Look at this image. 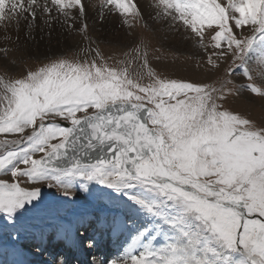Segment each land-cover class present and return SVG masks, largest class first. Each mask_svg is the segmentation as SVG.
Listing matches in <instances>:
<instances>
[{
	"label": "snow or ice",
	"instance_id": "1",
	"mask_svg": "<svg viewBox=\"0 0 264 264\" xmlns=\"http://www.w3.org/2000/svg\"><path fill=\"white\" fill-rule=\"evenodd\" d=\"M153 3L156 19L191 33L210 72L231 60L223 76H165L152 63L160 49L135 37L105 57L91 46L83 0H0V134H18L0 141V215L15 226L45 186L69 198L78 186L102 201L95 184L122 205L112 226L128 233L110 264H264V118L230 103L264 102V0ZM99 9L101 21L116 13L129 29L144 20L139 0H99ZM54 25L88 46L10 75L23 61L12 55L23 51L19 33L51 39ZM77 236L95 248L87 229Z\"/></svg>",
	"mask_w": 264,
	"mask_h": 264
},
{
	"label": "rangeland",
	"instance_id": "2",
	"mask_svg": "<svg viewBox=\"0 0 264 264\" xmlns=\"http://www.w3.org/2000/svg\"><path fill=\"white\" fill-rule=\"evenodd\" d=\"M83 2L86 5L84 20L89 26L91 46L98 48L105 57H120L123 51L132 46L133 37L136 41L143 39L150 45V52L160 49L159 52H152V63L157 67V71L173 79L207 84H213L217 77L223 76L225 68L232 63L231 60L227 63L221 62L218 72H210L205 63L207 58L205 54L200 52L194 55L197 50L193 47V40L189 38L191 33L186 32L182 25L178 31L170 29L167 21L155 18L159 9L155 8L153 0H139L144 20L134 22L132 29L122 25L116 13L106 15L101 21L99 0H92L96 7H92L88 0ZM77 26L79 27V24ZM54 28L51 39L47 35L44 39H41V36L37 38V33L40 32L38 29L34 34V40H27L24 37L20 41L22 53L13 52L12 55H22L23 61L17 60L10 75L18 76L29 67H37L50 58L71 55L89 44L88 40H83L78 34L62 33L58 25H54ZM4 46L11 47L8 44ZM157 55L161 56L158 61L155 59ZM108 62L113 63L112 60ZM234 79L240 83L244 78L237 76ZM230 103L232 107L257 121L264 118V102L258 98H234ZM16 138L18 134H0V141ZM0 151H4L3 145H0ZM88 187L93 193L103 191V200L80 190L78 186L74 196L70 198L64 197L59 189L45 186L42 188L39 203L35 207L29 206L17 218L15 226L0 215V264H53L54 260L59 259L57 253L63 255L67 264H81L80 248H84L79 246L77 229L80 232L87 229V234L96 241V246L91 252L84 249L86 254L91 255V259L95 256L100 264H110V261L118 258L126 247L128 233L114 229L112 219L114 216L122 215V205L112 203L114 194L110 190L102 189L95 184ZM20 226H23L20 238L12 239L16 234V228ZM44 226L46 229L43 230ZM30 229L38 232L32 235ZM64 229L68 230L67 237ZM40 237L43 239H39ZM31 241L34 243L31 244ZM160 243H163V238H160Z\"/></svg>",
	"mask_w": 264,
	"mask_h": 264
},
{
	"label": "bare ground",
	"instance_id": "3",
	"mask_svg": "<svg viewBox=\"0 0 264 264\" xmlns=\"http://www.w3.org/2000/svg\"><path fill=\"white\" fill-rule=\"evenodd\" d=\"M12 34H13V39H15V35H16V34H15V33H12ZM19 35H20V41H22V40L24 39L23 31H21V32L19 33ZM40 36H41V33H40V32L37 33V36H36V37L39 38ZM51 227H52V226H51ZM53 227H54V226H53ZM47 228H48V227H47ZM42 229H43V230L46 229V226H44ZM29 232H30V234L33 235V234L37 233L38 231H37V230L33 231L32 229H30ZM56 232H57V231H56ZM24 235H26V234H24ZM40 235H41V234H39V236H40ZM39 239H43V238L40 237ZM32 243H34V242L31 241V244H32ZM2 255H3V254H2ZM93 257H95V256H93ZM1 258H2V257H1ZM3 258H4V257H3ZM96 260H97V259H96ZM52 263H53V262H52Z\"/></svg>",
	"mask_w": 264,
	"mask_h": 264
}]
</instances>
